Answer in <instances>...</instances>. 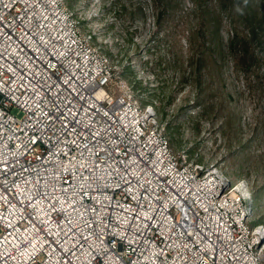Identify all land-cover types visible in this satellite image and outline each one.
<instances>
[{
    "label": "built area",
    "instance_id": "2783aa9c",
    "mask_svg": "<svg viewBox=\"0 0 264 264\" xmlns=\"http://www.w3.org/2000/svg\"><path fill=\"white\" fill-rule=\"evenodd\" d=\"M93 36L0 0V264H264L248 184L181 159Z\"/></svg>",
    "mask_w": 264,
    "mask_h": 264
},
{
    "label": "rangeland",
    "instance_id": "374dc122",
    "mask_svg": "<svg viewBox=\"0 0 264 264\" xmlns=\"http://www.w3.org/2000/svg\"><path fill=\"white\" fill-rule=\"evenodd\" d=\"M65 2L175 153L245 181L264 222V0Z\"/></svg>",
    "mask_w": 264,
    "mask_h": 264
}]
</instances>
